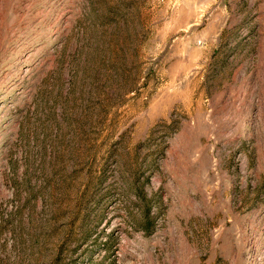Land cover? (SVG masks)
<instances>
[{
    "label": "rangeland",
    "instance_id": "rangeland-1",
    "mask_svg": "<svg viewBox=\"0 0 264 264\" xmlns=\"http://www.w3.org/2000/svg\"><path fill=\"white\" fill-rule=\"evenodd\" d=\"M0 264H264V0H0Z\"/></svg>",
    "mask_w": 264,
    "mask_h": 264
},
{
    "label": "trees",
    "instance_id": "trees-1",
    "mask_svg": "<svg viewBox=\"0 0 264 264\" xmlns=\"http://www.w3.org/2000/svg\"><path fill=\"white\" fill-rule=\"evenodd\" d=\"M146 215H148V216H146L147 217V219H149L148 217H149V214H148V210H147V214ZM149 221V220H148ZM147 224L148 225H150V221L149 222H147ZM146 225V224H145ZM148 227V226H147Z\"/></svg>",
    "mask_w": 264,
    "mask_h": 264
}]
</instances>
